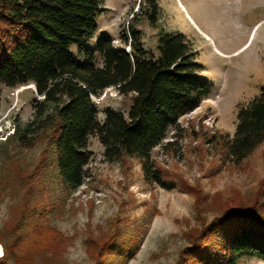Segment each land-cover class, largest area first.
Listing matches in <instances>:
<instances>
[{"label": "rangeland", "instance_id": "obj_1", "mask_svg": "<svg viewBox=\"0 0 264 264\" xmlns=\"http://www.w3.org/2000/svg\"><path fill=\"white\" fill-rule=\"evenodd\" d=\"M150 1L103 0L87 47L110 36L130 50L121 35L131 27L156 57L162 33L183 34L191 43L200 74L214 89L152 151L171 186L147 183L138 160H107L96 136L89 141L83 184L69 191L52 185L40 168L46 149L41 137L28 146L9 141L32 120L42 97L33 85L1 86L0 252L20 235L18 255L32 256L31 264H97L100 251L116 241L102 264H191L193 245L227 208L256 204L264 216V142L241 164L230 162L225 150L239 109L264 86V0H154L155 24ZM71 51L82 61L76 46ZM132 96L106 89L95 98L100 119L108 107L127 113ZM27 202L41 216L19 231ZM239 264L264 262L244 258Z\"/></svg>", "mask_w": 264, "mask_h": 264}, {"label": "trees", "instance_id": "obj_2", "mask_svg": "<svg viewBox=\"0 0 264 264\" xmlns=\"http://www.w3.org/2000/svg\"><path fill=\"white\" fill-rule=\"evenodd\" d=\"M150 2L149 19L155 24L159 6ZM103 10V0H0V87L33 85L42 97L34 103L32 120L9 141L18 139L28 146L41 137L46 145L41 171L64 191L83 184L92 136L98 137L107 160H138L147 183L169 188L152 151L182 116L200 106L214 84L201 76L203 66L180 33L160 35L157 57L145 49L141 31L134 27L121 35L129 51L110 36L87 47ZM73 46L82 61L71 51ZM111 87L122 95L132 94V104L127 113L106 108L101 120L95 98ZM263 142L264 86L239 109L236 132L225 142L226 158L241 164ZM36 210L27 202L19 231L41 216ZM15 238L22 242V236ZM201 238L188 253L193 254L191 264H239L244 258L264 262V216L256 204L227 208L206 226ZM15 241L5 245L2 264H31L32 256L18 255ZM112 244L116 241L100 251L97 264ZM115 254L124 256L121 251Z\"/></svg>", "mask_w": 264, "mask_h": 264}, {"label": "snow or ice", "instance_id": "obj_3", "mask_svg": "<svg viewBox=\"0 0 264 264\" xmlns=\"http://www.w3.org/2000/svg\"><path fill=\"white\" fill-rule=\"evenodd\" d=\"M3 255V253L2 252H0V256H2Z\"/></svg>", "mask_w": 264, "mask_h": 264}, {"label": "built area", "instance_id": "obj_4", "mask_svg": "<svg viewBox=\"0 0 264 264\" xmlns=\"http://www.w3.org/2000/svg\"><path fill=\"white\" fill-rule=\"evenodd\" d=\"M129 51V49H127Z\"/></svg>", "mask_w": 264, "mask_h": 264}]
</instances>
